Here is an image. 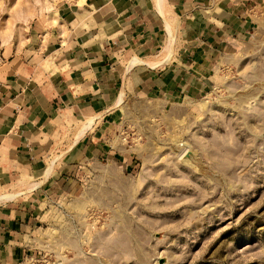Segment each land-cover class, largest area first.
<instances>
[{
  "label": "rangeland",
  "instance_id": "374dc122",
  "mask_svg": "<svg viewBox=\"0 0 264 264\" xmlns=\"http://www.w3.org/2000/svg\"><path fill=\"white\" fill-rule=\"evenodd\" d=\"M64 1L0 0V62L33 52L50 71L63 50L47 46V28ZM251 14L206 91L124 94L59 121L43 161L15 153L10 177L0 172V208L21 227L0 242V264H264V2ZM91 117L108 150L36 187L39 166L52 167Z\"/></svg>",
  "mask_w": 264,
  "mask_h": 264
},
{
  "label": "crops",
  "instance_id": "0c3cea01",
  "mask_svg": "<svg viewBox=\"0 0 264 264\" xmlns=\"http://www.w3.org/2000/svg\"><path fill=\"white\" fill-rule=\"evenodd\" d=\"M78 1L62 2L57 8V24L47 28L48 40H55L47 46L58 43V49L63 50L50 71L42 64H33V52L12 54L0 62L3 176L10 177L6 172L14 170L12 158L19 150L25 157H35L38 150V159L43 161L53 147L47 140H51L59 121L99 104L108 110L120 105L122 100L116 103L120 93L122 99L124 94L139 93L172 100L206 91L213 61L247 36L252 28V10L264 2ZM159 59L163 63L151 65ZM96 117L89 118L92 124L83 134L81 126L89 119L76 135V130L72 132L69 146L58 154L61 164H56L61 156L52 167L47 166L50 159L44 163L49 172L46 177L42 175L45 167L38 163L41 171L36 187L46 180L62 182L58 181L60 173L71 170L78 160L96 150H108L100 126L94 127ZM19 221L12 210L0 208V242L10 245L13 232L21 227Z\"/></svg>",
  "mask_w": 264,
  "mask_h": 264
},
{
  "label": "bare ground",
  "instance_id": "6f19581e",
  "mask_svg": "<svg viewBox=\"0 0 264 264\" xmlns=\"http://www.w3.org/2000/svg\"><path fill=\"white\" fill-rule=\"evenodd\" d=\"M165 46H166V48L168 47L167 45H165ZM165 46H163V47L165 48ZM169 46H170V45H169ZM164 48H163V49H164ZM168 49H169V48H168ZM168 49H167V50H168ZM168 51L170 52L171 49L168 50ZM164 54H166V53H164ZM160 55H161V54H160ZM160 55H159V56H160ZM162 55H163V54H162ZM166 55L168 56L169 54H166ZM168 57H169V56H168ZM164 58H166V56H165ZM164 58H163V60H164ZM155 60H156V59H155ZM163 60H162V59H159L158 62L155 61L154 63H151V65H155V66H156L157 64L161 63ZM166 60H167V59H166ZM168 60H169V59H168ZM138 61H139V60H138ZM151 62H152V60H151ZM149 63H150V62H149ZM149 63H148V64H149ZM155 63H156V64H155ZM162 63H163V62H162ZM164 63H165V62H164ZM121 100H122V93H120V94L117 96V98H116V103L119 104V103L121 102ZM91 124H92V120H90V119L87 120L85 123H83L82 126H81V129H80V130H81V134H83V133L85 132V130L88 129V127H89ZM58 156H61V155H58ZM33 186H34V185H33ZM12 196H14V195H12ZM1 200H2V199H1Z\"/></svg>",
  "mask_w": 264,
  "mask_h": 264
}]
</instances>
